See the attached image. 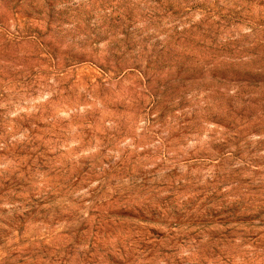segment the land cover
I'll list each match as a JSON object with an SVG mask.
<instances>
[{"label":"rangeland","instance_id":"1","mask_svg":"<svg viewBox=\"0 0 264 264\" xmlns=\"http://www.w3.org/2000/svg\"><path fill=\"white\" fill-rule=\"evenodd\" d=\"M0 264H264V0H0Z\"/></svg>","mask_w":264,"mask_h":264}]
</instances>
